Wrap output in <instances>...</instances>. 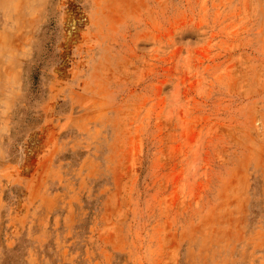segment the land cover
<instances>
[{
  "label": "rangeland",
  "instance_id": "rangeland-1",
  "mask_svg": "<svg viewBox=\"0 0 264 264\" xmlns=\"http://www.w3.org/2000/svg\"><path fill=\"white\" fill-rule=\"evenodd\" d=\"M0 264H264V0H0Z\"/></svg>",
  "mask_w": 264,
  "mask_h": 264
}]
</instances>
